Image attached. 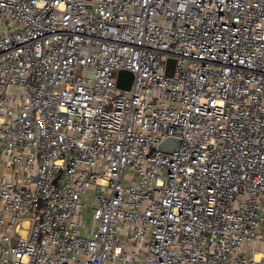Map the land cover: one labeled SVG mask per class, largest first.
<instances>
[{
  "label": "built area",
  "instance_id": "2783aa9c",
  "mask_svg": "<svg viewBox=\"0 0 264 264\" xmlns=\"http://www.w3.org/2000/svg\"><path fill=\"white\" fill-rule=\"evenodd\" d=\"M0 264H264V0H0Z\"/></svg>",
  "mask_w": 264,
  "mask_h": 264
},
{
  "label": "water",
  "instance_id": "95a60500",
  "mask_svg": "<svg viewBox=\"0 0 264 264\" xmlns=\"http://www.w3.org/2000/svg\"><path fill=\"white\" fill-rule=\"evenodd\" d=\"M131 80H132V73L129 70H126V69L119 70L118 77H117L118 85L128 88L131 83ZM162 147H165V146L162 145Z\"/></svg>",
  "mask_w": 264,
  "mask_h": 264
},
{
  "label": "rangeland",
  "instance_id": "374dc122",
  "mask_svg": "<svg viewBox=\"0 0 264 264\" xmlns=\"http://www.w3.org/2000/svg\"><path fill=\"white\" fill-rule=\"evenodd\" d=\"M117 86L120 87V88H124V89L126 88V87H122L121 85H118V82H117ZM163 148H165V147H163ZM88 201L89 202L91 201V197L88 198ZM85 212H86V216L87 217H86V220L84 222L85 223H88V221H89V217H88V215H89V209H87Z\"/></svg>",
  "mask_w": 264,
  "mask_h": 264
}]
</instances>
